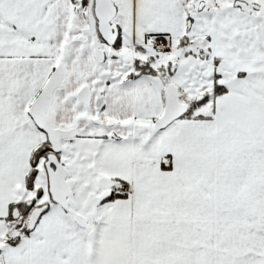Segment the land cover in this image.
<instances>
[{
    "label": "snow or ice",
    "instance_id": "snow-or-ice-1",
    "mask_svg": "<svg viewBox=\"0 0 264 264\" xmlns=\"http://www.w3.org/2000/svg\"><path fill=\"white\" fill-rule=\"evenodd\" d=\"M0 264H264V0H0Z\"/></svg>",
    "mask_w": 264,
    "mask_h": 264
}]
</instances>
